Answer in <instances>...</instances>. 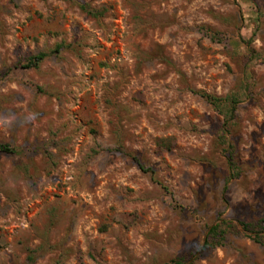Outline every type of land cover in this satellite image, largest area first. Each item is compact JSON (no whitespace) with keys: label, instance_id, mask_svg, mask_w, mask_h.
Returning <instances> with one entry per match:
<instances>
[{"label":"rangeland","instance_id":"374dc122","mask_svg":"<svg viewBox=\"0 0 264 264\" xmlns=\"http://www.w3.org/2000/svg\"><path fill=\"white\" fill-rule=\"evenodd\" d=\"M0 141V264H264V0H0Z\"/></svg>","mask_w":264,"mask_h":264},{"label":"trees","instance_id":"16d2710c","mask_svg":"<svg viewBox=\"0 0 264 264\" xmlns=\"http://www.w3.org/2000/svg\"><path fill=\"white\" fill-rule=\"evenodd\" d=\"M80 7L87 12L88 14L92 16H98L101 15L103 11L100 10H94L89 8L86 4H81ZM210 35L212 38L216 37V32H210ZM240 41H243L245 45L249 44V40H245L243 37L240 38ZM48 52H39L31 57H29L26 62L23 64L25 68L30 67H37L39 63L48 56ZM251 58V57H250ZM248 75V73H247ZM191 92L198 94L199 96L206 99L213 107H215L222 115H223V124L220 129V139L222 142L226 145V161L228 166V176L226 178V181L232 178H236L239 175L240 167L238 163L236 162V159L234 157V146L230 141L229 133L231 131V128L236 123V111H237V105L240 102L241 98L237 95H229L225 98L217 97L215 95L206 93L204 91L200 90H194L191 89ZM118 150V148H117ZM0 152L7 153V154H16L18 153V149L13 146L12 144L8 142L0 141ZM133 159L136 161L139 169L145 173H149L150 176L154 179V170L148 166H145L144 163H142L138 158L135 156ZM155 181L161 185V183L155 179ZM227 187H223V193L226 192ZM264 221V220H263ZM241 227L244 231H246L249 234V237H251L256 242H262V235L256 231V228L253 224L247 223V222H239ZM232 222L229 220H221L215 225L211 226L208 232L207 240L205 241V247L209 246H218L222 245L224 241L226 240V234L227 230L231 228ZM258 229L264 230V228ZM29 260L33 262L34 258L32 256H29ZM180 262H176V264H179ZM31 264V263H30Z\"/></svg>","mask_w":264,"mask_h":264}]
</instances>
